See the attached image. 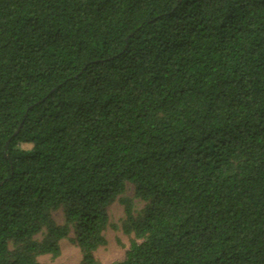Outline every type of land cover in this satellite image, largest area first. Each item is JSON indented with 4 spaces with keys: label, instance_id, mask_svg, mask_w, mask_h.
<instances>
[{
    "label": "trees",
    "instance_id": "trees-1",
    "mask_svg": "<svg viewBox=\"0 0 264 264\" xmlns=\"http://www.w3.org/2000/svg\"><path fill=\"white\" fill-rule=\"evenodd\" d=\"M115 201L111 264H264V0H0V264Z\"/></svg>",
    "mask_w": 264,
    "mask_h": 264
},
{
    "label": "rangeland",
    "instance_id": "rangeland-1",
    "mask_svg": "<svg viewBox=\"0 0 264 264\" xmlns=\"http://www.w3.org/2000/svg\"><path fill=\"white\" fill-rule=\"evenodd\" d=\"M126 196L133 197V187L128 185ZM136 210L142 208L143 203L134 198ZM109 221L104 230V236L107 243L94 251V256L99 264H111L114 261L125 257L126 250L129 247L132 234L128 235L123 231L122 224L125 220L124 205L115 201L108 207ZM53 220L57 224L64 222L63 209L59 208L52 212ZM46 229L36 235L37 239H42ZM75 233L71 230L69 235L59 241L61 253L57 257L51 254H42L37 257L41 264H81L82 254L76 242Z\"/></svg>",
    "mask_w": 264,
    "mask_h": 264
}]
</instances>
